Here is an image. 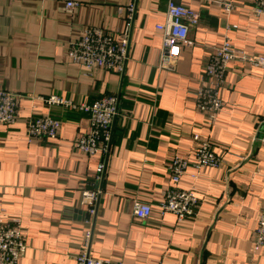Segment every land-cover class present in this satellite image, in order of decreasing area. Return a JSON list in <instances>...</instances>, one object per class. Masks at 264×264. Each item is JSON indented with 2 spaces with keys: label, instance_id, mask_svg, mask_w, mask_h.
Here are the masks:
<instances>
[{
  "label": "crops",
  "instance_id": "1",
  "mask_svg": "<svg viewBox=\"0 0 264 264\" xmlns=\"http://www.w3.org/2000/svg\"><path fill=\"white\" fill-rule=\"evenodd\" d=\"M67 1L77 6L67 9ZM200 15L193 45L179 48L169 69L158 68L166 0H136L124 71L87 72L67 57L71 40L92 26L113 31L125 23L128 0H0V88L20 94L17 121L0 125V209L22 219L26 250L17 264H76L87 227L81 190L93 188L99 159L104 178L90 251L121 264H264L253 247L264 206V72L229 63L224 106L208 126L195 92L213 48L224 36L248 54H264V16L248 13L252 0H233L229 15L209 0H175ZM55 94L76 102L119 97L110 150L104 158L74 149L88 118L48 107ZM50 114L62 125L54 139L27 140L26 123ZM193 134L208 137L222 163L169 180L171 157L193 159ZM193 175H197L194 178ZM170 188H193L194 214L178 221L159 204ZM134 200L151 205L144 220Z\"/></svg>",
  "mask_w": 264,
  "mask_h": 264
},
{
  "label": "built area",
  "instance_id": "2",
  "mask_svg": "<svg viewBox=\"0 0 264 264\" xmlns=\"http://www.w3.org/2000/svg\"><path fill=\"white\" fill-rule=\"evenodd\" d=\"M209 1L219 6L226 15L235 8L233 0ZM65 6L72 9L77 6V2L67 1ZM135 11L136 0H128L123 10L125 23L118 32L103 26L86 28L81 35L69 42L68 59L82 66L87 72L103 69L122 73L129 55L131 24ZM247 11L254 17L264 16V0H252ZM199 19L197 10L175 0H166L165 18L155 26L162 34L158 68L169 69L172 62L179 57L180 46L194 44L188 33L190 28L199 23ZM232 61L248 64L264 72V54H248L235 47L228 36H224L221 44L213 48L207 59L195 92V107L205 115L208 126L216 122L224 106L221 89ZM19 98L20 94L0 88V125H13L17 121ZM41 100L48 107L70 109L85 114L88 118V131L74 139V149L89 156H107L111 147L114 121L119 114L118 96L106 95L91 102H76L50 94ZM61 125V119L53 115L34 116L26 123L27 140L54 139ZM192 140V160L178 154H174L170 159L167 169L169 180L173 183L180 182L189 166L200 171L204 168H218L222 163L208 137L193 134ZM105 167V161L99 159L92 175L95 187L83 188L80 193L81 203L88 206L87 227L81 237V249L76 255V264H121L108 258L93 256L90 251L96 206L101 195L97 184L104 178ZM193 177L197 178V175ZM198 205L199 197L193 188H170L166 190L159 209L161 213H173L178 221H182L194 214ZM151 211L150 204L133 201L132 214L137 219H146ZM22 229V219L19 215L10 214L5 208L0 209V264H17L19 257L25 252L27 246ZM253 247L264 249V206L260 207L257 215Z\"/></svg>",
  "mask_w": 264,
  "mask_h": 264
},
{
  "label": "trees",
  "instance_id": "3",
  "mask_svg": "<svg viewBox=\"0 0 264 264\" xmlns=\"http://www.w3.org/2000/svg\"><path fill=\"white\" fill-rule=\"evenodd\" d=\"M119 98V97H118Z\"/></svg>",
  "mask_w": 264,
  "mask_h": 264
}]
</instances>
